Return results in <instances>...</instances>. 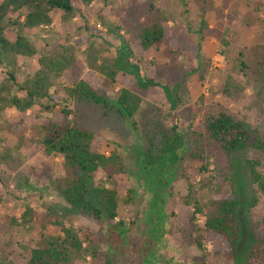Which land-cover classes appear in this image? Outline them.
Instances as JSON below:
<instances>
[{
  "label": "rangeland",
  "instance_id": "rangeland-1",
  "mask_svg": "<svg viewBox=\"0 0 264 264\" xmlns=\"http://www.w3.org/2000/svg\"><path fill=\"white\" fill-rule=\"evenodd\" d=\"M127 1L94 0L67 22L55 13L52 15L54 33L38 34L41 52L58 51L64 46L69 47L76 59L64 79L56 84L59 96H64L61 85L79 80L88 82L110 100L116 98L123 86L137 89L129 77L117 76L116 82L110 83L90 69L85 46L81 45L85 39L93 41L110 63L120 46L121 38L116 35L122 37L132 50L130 61L138 65L140 77L148 83L139 90L141 101L133 117L135 129L113 112L92 108L82 111L83 126L99 136L97 151L109 155L117 150L130 173L124 176L123 182L135 193L128 204H119L115 219L123 223L126 233L81 215L65 202L56 185L61 175L60 161L46 157L38 146L36 127L41 119L37 110L25 115L10 110L0 114V264H27L26 249L33 246L39 233L38 229L27 230V225L20 222L27 209L34 213L35 219L47 224L43 231L47 234L60 232L54 223L88 229L99 239L103 253L111 257L113 264H258L248 260V249L260 247L264 223L253 224L247 214V203L255 187L242 165L244 159L259 161L264 174V152L249 149L234 154L233 169L228 171L222 156L192 160L194 142L187 133L192 118L196 126L207 113L224 111L249 124L264 143V0H205L206 21L222 35L227 46L207 38L199 43V51L194 33L198 6L190 0L188 5L193 13L189 15V23L183 20L180 0H161V7L170 17L168 25L173 27V22L177 23L175 35L169 46L161 45L146 52L126 29L117 33L113 29L126 19L122 14L129 7ZM105 24L113 26L112 34ZM240 61L244 67L239 66ZM17 64L21 76L31 74L37 67L35 60H18ZM4 71L0 68V82L5 79ZM178 83L180 103L174 112L178 130L184 133V148L178 153L180 157L175 165L168 167L160 160L159 151L164 137L170 136L173 123L166 93ZM54 121L58 124L62 121L58 111ZM115 143L120 146L115 147ZM217 162L220 171L232 178L240 195L238 218L242 229L236 263L214 254L218 242L196 231L204 229L205 211L196 213L192 205L184 203L189 187H192V197L199 202L219 197L200 190L202 177H208ZM206 165L208 171L200 173L199 169ZM133 171L135 178L140 176V188L135 186ZM99 178L100 175L96 177ZM223 185H226L223 191L229 192L227 182ZM123 195L127 196V191ZM254 195L257 204L250 213L252 217L264 219V194L256 191ZM198 237L202 251L194 244Z\"/></svg>",
  "mask_w": 264,
  "mask_h": 264
},
{
  "label": "trees",
  "instance_id": "trees-1",
  "mask_svg": "<svg viewBox=\"0 0 264 264\" xmlns=\"http://www.w3.org/2000/svg\"><path fill=\"white\" fill-rule=\"evenodd\" d=\"M193 1L198 6V24L194 30L198 38V51L199 43L207 38L215 39L226 47L227 43L222 35L210 28L206 21V1ZM93 2L94 0L0 1V68L5 70V79L0 82V114L13 110L25 115L29 111L37 110V116L41 119L36 127L39 135L38 146L46 157L60 161L61 175L56 180L59 194L81 215L108 223V227H117L120 233H126L123 223L116 222L115 219L119 204L121 202L128 204L135 193L133 189L126 188L123 182L124 176L130 173L126 170L124 160L117 150L111 151L109 155L97 151L99 136L83 126L82 111L92 108L100 109L104 113L113 112L131 129H135L133 117L141 101L139 90L148 83L140 77L138 65L130 61L132 50L122 37L116 35L117 38H121L120 46L116 48L115 57L110 63L93 41L85 39L81 45L85 46V59L90 69L99 72L110 83H115L117 76L129 77L134 80L138 90L123 86L117 92L116 98L110 100L99 94L88 82L79 80L61 85L64 96H59L56 84L64 79L76 59L70 53L69 47L62 46L58 51L41 52L38 46L39 33L42 35L54 33L53 14H60L64 22L71 21L80 14L81 8H87ZM127 2L129 7L122 14L126 19L115 27L112 26L116 33L126 29L127 34H131L133 40L137 41L145 52L161 45L169 46L174 38L177 23L173 22V27L168 25L170 17L161 7V0ZM180 2L183 20L190 23L189 15L193 13L192 7L188 5L190 0ZM189 23L186 24L188 32ZM105 26L107 30L109 29V34H112L110 24ZM7 32L11 33L10 37L7 36ZM18 60H35L37 67L31 74L21 76ZM239 66L244 67V64L240 61ZM179 91L178 83L166 93L173 112V123L170 136L164 137L159 155L160 160L164 165H169L168 167L175 165L180 157L178 153L184 148V133L178 130V117L174 112L180 103ZM78 106L79 110L76 111ZM57 111L62 117L60 124L54 121ZM18 123L21 125L23 121ZM194 123L195 118H192L187 133L194 142V149L190 153L194 161L222 156L225 159L226 170L232 171L234 154L249 149L264 152V143L259 139L256 130L227 112H210L204 115L196 126H193ZM118 146L120 145L115 143V147ZM207 167V165L201 167L199 172L202 174L207 172ZM242 168L248 173L251 185L255 187L253 196L247 203V214L253 224H263L264 219L252 217L250 213L257 204L255 192L264 194L261 163L244 159ZM220 169L218 162L214 163V171L208 177H202L200 181V190H205L209 195H219L218 198L199 202L192 197V187H189L184 203L187 206L192 205L196 213L205 211L204 229L196 231L218 242L214 254L236 263L242 229L238 218L240 195L234 188L232 178L226 176ZM133 173L134 171L132 175ZM98 175L99 180L96 179ZM133 177L135 178L134 175ZM139 180L140 176H137L135 178L137 188H140ZM225 182L229 192L223 191ZM125 191L127 196L123 195ZM144 192L150 193L147 190ZM20 219L24 226L27 225V230L38 229L39 232L33 246L26 249L27 264H113L111 257L103 253L99 239L88 229L76 228L72 224L54 223L60 232L56 235L47 234L43 232L47 224L35 219L34 213L29 209L23 212ZM194 244L202 251L199 237L195 239ZM248 260L264 264V240L260 247L251 246L248 249Z\"/></svg>",
  "mask_w": 264,
  "mask_h": 264
}]
</instances>
